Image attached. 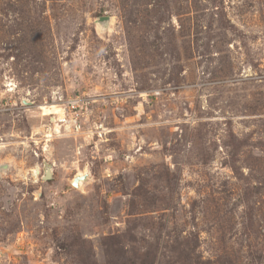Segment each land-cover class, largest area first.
Returning a JSON list of instances; mask_svg holds the SVG:
<instances>
[{"label": "rangeland", "instance_id": "374dc122", "mask_svg": "<svg viewBox=\"0 0 264 264\" xmlns=\"http://www.w3.org/2000/svg\"><path fill=\"white\" fill-rule=\"evenodd\" d=\"M2 164L0 264H264V0H0Z\"/></svg>", "mask_w": 264, "mask_h": 264}, {"label": "bare ground", "instance_id": "6f19581e", "mask_svg": "<svg viewBox=\"0 0 264 264\" xmlns=\"http://www.w3.org/2000/svg\"><path fill=\"white\" fill-rule=\"evenodd\" d=\"M52 106H55L56 107V110L55 111H52V112H50L49 114H46V115L43 113V116H45V117H51L52 118V124L54 125V126L52 125V126L49 127V130H48V133L49 134H48V136H46L50 140H52L55 135L63 136V129L64 128H65V130L70 131L71 128L73 127V125H72L71 122H64V124H62V125L60 123H58L60 121L59 118H62L63 117V114H64L63 113V109L60 108L57 105H50L49 107H52ZM59 115H61V116L59 117ZM56 121H58V122H56ZM66 137H68V136H66ZM0 170L2 171L1 166H0ZM39 170H40L39 167L34 168V173L36 175H39ZM47 170H49L48 173H47ZM51 171H52V168H50L49 166L47 168H45L44 172L46 174H45V178L44 179H49L50 178V174L49 173ZM86 174H88V173H86ZM40 176H41V173H40ZM77 176H84V174H78ZM81 184H82V182L80 183L79 187L81 186Z\"/></svg>", "mask_w": 264, "mask_h": 264}, {"label": "built area", "instance_id": "2783aa9c", "mask_svg": "<svg viewBox=\"0 0 264 264\" xmlns=\"http://www.w3.org/2000/svg\"><path fill=\"white\" fill-rule=\"evenodd\" d=\"M63 117L62 118H59V120L61 121H59V123L62 125V124H64V122H69L68 120H67V116L70 114L69 113V110H73V109H75L74 108V106H71V102H68V105H65L63 108ZM52 119V118H51ZM72 120V119H71ZM73 122H71L72 123V125H73V127L71 128V130L70 131H67V130H65V128L63 129V136H72L73 134L75 135L76 133H78V131L81 129V126L79 125V123L78 122H76V120L74 121V120H72ZM35 135H38V134H35ZM48 136V134H44V136ZM46 138H48V137H46ZM49 140V139H48ZM3 165V164H2ZM2 165H0V166H2ZM4 165H6V164H4ZM3 165V166H4ZM8 167H9V165H7ZM41 168V167H40ZM42 168H44V166H42ZM9 169V168H8ZM9 170H11V165H10V169ZM32 173H33V175H34V177L35 178H42L43 180H44V178H45V172L43 171V175L42 176H40V175H36L35 173H34V169H32ZM40 173H41V171H40ZM39 173V174H40ZM1 172H0V176H1Z\"/></svg>", "mask_w": 264, "mask_h": 264}, {"label": "water", "instance_id": "95a60500", "mask_svg": "<svg viewBox=\"0 0 264 264\" xmlns=\"http://www.w3.org/2000/svg\"><path fill=\"white\" fill-rule=\"evenodd\" d=\"M104 20H105L106 22H109V21H110V18L103 19L102 22H104ZM45 166H46V168H47L48 166H50V164L47 163ZM8 168H9V167H8L7 165H5V166H1V169L8 170ZM45 174H46V173H45ZM87 178H88V174H84V176H76V177L74 178L72 184H73V186L79 188L80 183L83 182V181H85Z\"/></svg>", "mask_w": 264, "mask_h": 264}]
</instances>
